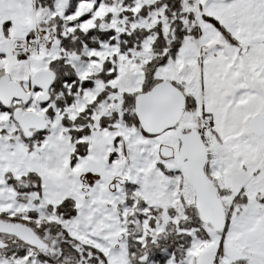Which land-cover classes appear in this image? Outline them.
<instances>
[{
  "label": "snow or ice",
  "instance_id": "1",
  "mask_svg": "<svg viewBox=\"0 0 264 264\" xmlns=\"http://www.w3.org/2000/svg\"><path fill=\"white\" fill-rule=\"evenodd\" d=\"M0 264H264V0H0Z\"/></svg>",
  "mask_w": 264,
  "mask_h": 264
}]
</instances>
